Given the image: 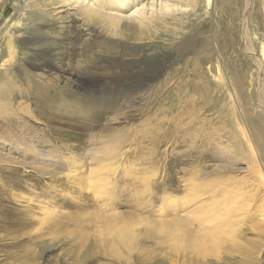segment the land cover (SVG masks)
<instances>
[{
	"label": "rangeland",
	"instance_id": "rangeland-1",
	"mask_svg": "<svg viewBox=\"0 0 264 264\" xmlns=\"http://www.w3.org/2000/svg\"><path fill=\"white\" fill-rule=\"evenodd\" d=\"M103 1L0 0V264H264V0Z\"/></svg>",
	"mask_w": 264,
	"mask_h": 264
},
{
	"label": "bare ground",
	"instance_id": "bare-ground-1",
	"mask_svg": "<svg viewBox=\"0 0 264 264\" xmlns=\"http://www.w3.org/2000/svg\"><path fill=\"white\" fill-rule=\"evenodd\" d=\"M114 0H104L103 2H113ZM126 0H115V2H119V4H121L122 6L123 5H125L126 4V2H125ZM100 3H102V2H99V4ZM105 4V3H104ZM104 4H102L103 6H104ZM100 6H101V4H100ZM107 6V5H106ZM127 6V5H126ZM140 22L141 23H143V22H145V19L144 18H141L140 17ZM146 23H144V25H145ZM141 25V24H140ZM74 190V189H73ZM80 194H81V192L80 191H78ZM77 195V194H76ZM58 213H59V211H58ZM53 215H55V217L54 218H49V219H47L46 220V222L44 221L43 222V220H42V218H39V220H41V221H37V226H36V228L38 229V228H40V229H42V227H43V224L45 223L46 224V228H47V230H55V231H58V230H61V229H63V227H67L68 225H66V224H69V223H67V221L68 222H74L75 223V226L74 227H79V228H81L82 230H85V228H86V225L84 224L85 223V220H84V217H83V215L81 216H79V214H77L76 216L75 215H73V216H71V217H67V216H63V215H57V213L56 214H54L53 213ZM68 215V214H67ZM71 215V214H70ZM83 220V221H82ZM209 221V220H208ZM22 222H24V220H20V218L18 219L17 218V220H16V222H14V223H17L19 226H20V224L22 223ZM34 222H36V221H34ZM27 223V222H26ZM73 223V224H74ZM16 224V225H17ZM15 225V224H14ZM24 225V224H23ZM160 225V224H159ZM161 226V225H160ZM0 227H2V226H0ZM120 228V227H119ZM56 229H58V230H56ZM121 229L123 230V232H120V233H118V234H116V236L115 237H112V238H109L108 239V242H109V245L108 246H110V247H114L116 244H118L117 243V239H120V242L121 243H123V244H125L127 247H129V250L130 249H132V246H133V239H134V235H133V233H131V231H129V232H127L126 233V229H128V225H124V226H122L121 227ZM81 235H79V237H80ZM87 238V237H86ZM106 242V240L103 238V237H100V239H99V241H98V243L100 244V245H102V247H103V253H105V251H104V243ZM86 243H87V241H86V239H82V238H80V250L82 251V250H85L86 252L88 251H91V253H97L98 255H101L102 256V251H100V250H98V247L96 246V245H91L90 243H92V240H90L89 241V243H87V245H86ZM88 244H90V245H88ZM93 244V243H92ZM84 251V253H86ZM90 254V253H89ZM141 261H143V260H141ZM146 262V261H145ZM141 264H144V263H141Z\"/></svg>",
	"mask_w": 264,
	"mask_h": 264
}]
</instances>
